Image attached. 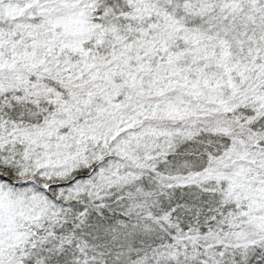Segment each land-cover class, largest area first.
<instances>
[{
	"label": "snow or ice",
	"instance_id": "1",
	"mask_svg": "<svg viewBox=\"0 0 264 264\" xmlns=\"http://www.w3.org/2000/svg\"><path fill=\"white\" fill-rule=\"evenodd\" d=\"M0 264H264V0H0Z\"/></svg>",
	"mask_w": 264,
	"mask_h": 264
}]
</instances>
